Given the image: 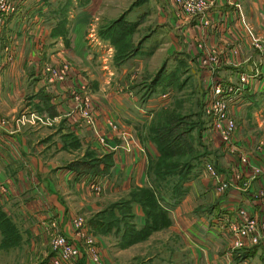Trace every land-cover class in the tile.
Masks as SVG:
<instances>
[{
  "label": "crops",
  "instance_id": "crops-1",
  "mask_svg": "<svg viewBox=\"0 0 264 264\" xmlns=\"http://www.w3.org/2000/svg\"><path fill=\"white\" fill-rule=\"evenodd\" d=\"M147 1L154 7L144 8ZM115 2L15 0V11L4 21L0 46L10 43L11 56L3 57L0 67V264H15L11 256L16 250L27 251V246L44 254L50 251L45 243L50 232L71 234L75 228L69 218L97 210L105 196L132 186L152 188L153 178L146 166L148 158L158 151L143 132L153 110L167 101L158 98L160 95L140 100L131 86L144 54L125 65H106L104 49L94 30L97 11L103 5L112 8ZM135 6L144 11L142 14L154 9L166 29L160 31L166 40L159 37L146 57L166 43V52L175 51L176 63L179 60V73L192 75L198 92L202 89L200 93L204 94L208 81L207 68L197 59L198 38L218 50L221 62L213 74L225 83L238 84L236 76L241 70L256 74L252 85L243 89L241 104L231 109L237 123L236 137L246 147H252L256 137H264V55L242 35L239 19L242 13L255 34L264 39V0H214L204 12L207 24L202 23L201 14L183 17L167 0H140ZM232 46L237 53L232 54ZM60 56L68 60L69 73L63 81L47 79L43 65ZM79 92L93 97L90 113L94 126L104 132L103 142L96 129L80 116L69 114L79 104L80 99L75 97ZM106 118L117 129L108 128ZM120 129L127 133L121 134ZM211 160L218 172L230 176L231 160L223 151L217 163L215 158ZM252 162L264 167L259 152L254 153ZM97 173L103 174L104 186L99 195H88L87 177ZM251 181L243 194L250 195L256 186L264 188V175ZM242 182L238 184L243 186ZM209 185L205 172H199L188 181V193L182 199L156 196L168 219L160 225L176 240L184 241L182 252L186 249L189 260L184 264H242L229 249L224 233L205 223L218 208L203 214ZM238 187H230L227 193L236 195L241 191ZM132 212L144 225L148 215L142 205L134 201ZM97 231L92 234L103 254L100 263L112 264L104 256L107 243ZM172 252L177 263L184 261L180 245ZM241 253L250 264H264L262 244ZM83 257H77L73 264H95ZM20 260L21 264H36L27 254ZM153 263L165 262L153 258Z\"/></svg>",
  "mask_w": 264,
  "mask_h": 264
},
{
  "label": "rangeland",
  "instance_id": "rangeland-1",
  "mask_svg": "<svg viewBox=\"0 0 264 264\" xmlns=\"http://www.w3.org/2000/svg\"><path fill=\"white\" fill-rule=\"evenodd\" d=\"M115 1L116 2L113 4L114 6L112 5V8H107L108 5H103V7H105L97 11L98 20L95 24L94 33L99 38L100 45L104 49V61L107 66L111 65L112 67H118L123 64L125 65L129 59H133L135 57L139 58L138 56L144 54L143 56H145V59L141 61L142 63L140 68H138V71H135L137 72V76L134 77L135 80H133L134 82L131 83V86L134 88L135 93L140 100H146L149 97L153 99L156 95H160L158 98L165 99L167 103H165L164 106L153 110L151 116L146 122L143 135L145 138L152 136V129L155 131L158 129L159 131H163L161 126L166 125L165 129L169 131L167 135V137H169L171 134H174L175 131L179 132L190 126V132H185L183 137L187 138V136H190L189 139L193 142L195 147L194 153H201L202 155L200 157V161L196 163L190 175V179L195 178L199 172H205L204 169L206 162H212L211 159L215 158V162L217 163V157L219 156L220 151H223L222 144L219 142L217 137L212 136V133L209 130L208 119L204 112L207 89L204 94L200 93L202 92V89L198 92L196 89L197 82H195L194 77L192 75H188L186 72L183 75L179 73V60H177L176 63V58L174 57L175 51L168 50V53L166 52V43L160 45L162 49H158L152 55L146 57L147 53L152 52V48L155 47L156 41H158L159 37H165V33H160V31L166 29L164 26L162 28V25L159 23V18L161 17L155 14L156 12L154 9H148L146 13L142 14L143 10L140 11L136 9L135 6V4H137L140 0ZM146 6L154 7V4L147 1L144 8H147ZM113 21L114 24H112ZM98 31L104 32L102 33L104 35L99 36ZM109 34H111L115 42V46L110 42V39L106 37V35ZM164 40H166V37ZM122 50L133 51L132 53H129L127 57L123 58L122 61L116 62L115 59L118 58V56L115 54L117 51L120 52ZM138 60L139 59H135V61ZM134 65L135 64L133 63V66ZM133 69L134 68H132V70ZM158 74H160L158 82H156L158 85L155 84L148 87L146 84L151 81V77ZM163 93L167 94L162 95ZM144 94H146V97L141 98ZM175 117L179 118L181 123H178V127L173 129L169 119H174ZM163 138L165 140V135ZM249 148L252 149L254 146ZM100 159L104 160V157L101 156ZM154 160V157L148 158L147 164L149 162L150 165L153 164L154 166ZM147 172L151 177L153 176L151 171L147 170ZM169 178L170 177H168L166 181H168ZM173 178L174 177L171 176L170 182L161 180V190H155V194H160L161 197L167 199L169 196L168 192L172 186ZM94 180H98L99 188L97 190H94L89 186V183ZM189 180L184 182V194L180 197V199L188 193ZM103 183L102 173L93 174L91 177H87L85 185L88 195H99L104 186ZM136 188L137 186H132L131 188L123 191L117 190L109 196H105L104 198H106V202H102L97 210L92 211L87 215L75 214L74 216H80L82 218L85 230L92 235L94 241L95 239L92 231L94 232L98 230L97 232L102 235L103 239L107 243L105 248L106 250L108 249V253L104 254V256H108V259L110 258V260H112V264H154L153 258L162 259L165 262L164 264H184L189 262L187 259L186 249L182 252L185 248L183 243L184 241L182 239L181 241L180 239L176 240L171 231L165 230V227L161 226L164 225V223L161 225L160 221L155 223V221H153L154 219L152 220L151 217L147 216V219L145 220V222L147 221V226H145L140 224L138 218L134 217L132 212V203L134 200L132 198L135 196V193L133 194V192ZM208 190L210 191L207 192L208 203L205 204V212L203 214L207 213L209 210L213 212L215 207H218L219 201L222 198V194L216 193L212 185L208 186L207 191ZM143 195L145 194H142L141 196ZM217 211L218 208L213 214ZM212 216L206 218L205 223H212ZM71 218H69V221L75 228L76 225L72 222ZM88 221L91 222L90 224L92 227L88 225ZM159 229L161 231L155 233L154 230L159 231ZM74 232L75 229L68 235L57 231H51L50 236L47 241H45V243L49 245L50 251L45 252L44 254V252L41 253L39 251H33V249H29L30 247L27 246V251L16 250V253H14L15 255H12L11 258L15 264H21L22 260L20 259L27 254L29 255L30 261L35 259L36 264H40L48 255L52 253L51 239L54 236L62 235L65 237H71L74 235ZM75 242L76 245H79L77 244L79 241ZM177 244L180 245V258L184 259V261L180 260L178 263L175 259H173L174 256L172 252V250L174 251L175 247H177ZM97 248V259L94 260L92 258L94 261L90 258L92 260L91 261L85 252L81 253L82 251H80V248V253L77 257L86 256L91 262L101 264L100 259L103 254L98 246ZM8 254L10 253L8 252ZM235 256L239 258V256ZM86 257L83 258L87 260ZM74 261L75 259L72 261V264Z\"/></svg>",
  "mask_w": 264,
  "mask_h": 264
},
{
  "label": "built area",
  "instance_id": "built-area-1",
  "mask_svg": "<svg viewBox=\"0 0 264 264\" xmlns=\"http://www.w3.org/2000/svg\"><path fill=\"white\" fill-rule=\"evenodd\" d=\"M174 10L185 18L201 14L203 24L209 23V19L204 18L207 7L213 4L214 0H167ZM15 11V0H0V31L7 16ZM242 27V35L249 39L251 45L257 48L264 55V39L258 37L252 25L239 13ZM10 43L0 46V67L2 58H10ZM199 50L197 59L202 67L207 68L208 81L207 97L204 104V112L207 117L209 130L212 136L217 137L222 144L224 154L231 160V174L226 176L217 171L213 162L205 163V174L209 184L213 186L218 194H222L221 202L218 204V211L213 214L211 227L223 232L230 250H234L239 256L240 263L250 264L249 258L242 257V250L264 245V188L254 187L250 195L243 194L251 184V180L259 175H264V167L254 164L252 158L255 152L259 151L264 157V137H256L252 147H246L241 139L236 137L237 123L233 115L232 107L238 106L241 101L243 89L251 86L256 79V74L245 71L237 73L238 84L225 83L221 78L213 74L215 68L220 65L221 59L218 50L214 46H206L201 38L195 42ZM232 54L237 53L236 47H231ZM69 62L64 57H57L55 62L43 65V70L47 79L53 81H63L69 73ZM163 93L162 95H166ZM76 98L80 99L79 104L69 112L80 116L90 127L97 131L98 139L103 142L104 132L94 126V118L91 115L90 106L93 102L92 95L79 92ZM2 119L0 118V123ZM108 128L117 129L116 124L110 119H105ZM121 134L127 133L120 129ZM245 178V179H244ZM243 181V186L238 182ZM89 186L97 190L98 180L91 181ZM241 186V187H238ZM230 187L241 189L236 195H229L227 190ZM72 222L76 225L72 237L62 235L54 236L51 239L52 253L48 255L40 264H72L80 251L86 253L89 258L97 259L98 248L92 235L89 234L83 225L80 216H73ZM75 241H79L76 245ZM81 252V253H82ZM92 259V260H93ZM93 260V261H94Z\"/></svg>",
  "mask_w": 264,
  "mask_h": 264
},
{
  "label": "trees",
  "instance_id": "trees-1",
  "mask_svg": "<svg viewBox=\"0 0 264 264\" xmlns=\"http://www.w3.org/2000/svg\"><path fill=\"white\" fill-rule=\"evenodd\" d=\"M112 24H114V21ZM102 33L104 32L98 31L99 36L104 35ZM106 37L110 39V42L115 46V42L111 34L106 35ZM132 51L133 50H122L120 52L117 51L115 55L118 56V58L114 59L116 62L122 61V59L127 57L129 53H132ZM159 76L160 74L151 77V81H149L146 85H148V87L155 84L158 85L156 82H158ZM145 95L146 94L141 96V98H145ZM169 122L173 129L178 127V123H181L180 119L176 117L174 119H169ZM161 127L163 128V131H159V129L155 131L151 128L153 131L151 133L153 134L152 136L147 137L153 142L156 151H158V154H156L154 157V166L153 164L150 165L149 162L147 164V170L151 171L153 174L152 188L137 186L136 190L133 192V194L135 193V196H133L132 199L142 205L146 214L150 216L152 220L154 219L153 221H155V223L160 221V224H163L166 223L168 219L164 218L165 209H163L158 201H156L158 200V197L156 196L160 197V194H155V190H161L162 185L160 184V181L165 180V182H170L171 176H173L174 178L172 180V186L168 192L169 197H173L175 201L180 199V197L184 194V182L190 179L193 168L196 163L200 161V157L202 155L201 153H194L195 147L193 142L189 139L190 136H187V138L183 137L185 132H190V126L186 129H183L182 131H175L174 134H171L169 137H167L169 131L165 129L166 125ZM164 135L165 140L163 138ZM168 177L170 178L168 181H166ZM142 194L145 195L141 196ZM1 218H3L2 215ZM5 222L6 219L3 218L2 223L5 224ZM90 223L91 222L88 221V225L91 226ZM144 225L147 226V221L144 223Z\"/></svg>",
  "mask_w": 264,
  "mask_h": 264
}]
</instances>
